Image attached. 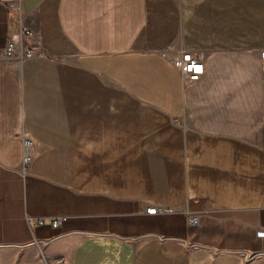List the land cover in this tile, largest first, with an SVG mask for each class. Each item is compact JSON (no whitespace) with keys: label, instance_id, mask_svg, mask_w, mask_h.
Returning a JSON list of instances; mask_svg holds the SVG:
<instances>
[{"label":"crops","instance_id":"1","mask_svg":"<svg viewBox=\"0 0 264 264\" xmlns=\"http://www.w3.org/2000/svg\"><path fill=\"white\" fill-rule=\"evenodd\" d=\"M21 24L48 55L0 58V264H264V0H0L1 49Z\"/></svg>","mask_w":264,"mask_h":264},{"label":"built area","instance_id":"2","mask_svg":"<svg viewBox=\"0 0 264 264\" xmlns=\"http://www.w3.org/2000/svg\"><path fill=\"white\" fill-rule=\"evenodd\" d=\"M20 1V0H19ZM14 10H21L19 2L12 4ZM21 30L17 35V38H14L13 35L9 38V43L4 49L0 48V58L6 59L11 57H20L22 60L31 59L35 56H41V58L47 57L48 53L41 50L40 48H35L31 43L27 41L28 38L34 35V32L31 28L26 27V25L21 24ZM264 61V55L261 56ZM174 68H176L178 73L181 75L182 81L184 84H189L197 82L203 74L204 64L203 60L195 53L191 51H179L173 59H171ZM25 152L23 154V167L22 170L25 174H28L29 168L32 167L34 158H33V145L32 140L28 137H25L23 141ZM145 213L148 215H168L180 213V210L174 209V207H165L161 205H154L152 207H146L144 209ZM186 224L189 228L194 227L199 222V213L189 214L186 212ZM68 216H52L50 218L46 217H33L28 216V223L32 226L33 229L38 228L42 225H48L51 223L54 228H62L65 221L68 219Z\"/></svg>","mask_w":264,"mask_h":264},{"label":"rangeland","instance_id":"3","mask_svg":"<svg viewBox=\"0 0 264 264\" xmlns=\"http://www.w3.org/2000/svg\"><path fill=\"white\" fill-rule=\"evenodd\" d=\"M26 136H24V139H25Z\"/></svg>","mask_w":264,"mask_h":264}]
</instances>
